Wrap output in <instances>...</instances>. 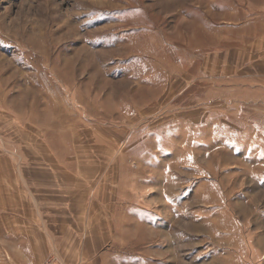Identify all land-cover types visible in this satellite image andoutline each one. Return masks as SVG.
Instances as JSON below:
<instances>
[{
    "label": "rangeland",
    "instance_id": "rangeland-1",
    "mask_svg": "<svg viewBox=\"0 0 264 264\" xmlns=\"http://www.w3.org/2000/svg\"><path fill=\"white\" fill-rule=\"evenodd\" d=\"M252 15L264 0H0V264H34L7 181L45 162L83 175L105 264H264V79L221 70L219 33Z\"/></svg>",
    "mask_w": 264,
    "mask_h": 264
},
{
    "label": "crops",
    "instance_id": "crops-1",
    "mask_svg": "<svg viewBox=\"0 0 264 264\" xmlns=\"http://www.w3.org/2000/svg\"><path fill=\"white\" fill-rule=\"evenodd\" d=\"M252 16L249 21H243V16L235 20H223L219 32L220 34L232 32L234 47L231 45V50H221V53L230 55L228 58L235 56L233 60L235 67L229 66L226 61L221 70H231L233 78H239V71L246 66L252 77L264 79V18ZM50 166L45 162L33 167L27 176L15 173L11 180L7 178V183L11 184L8 191L12 200V213L18 218L19 234L25 233L22 244L34 248L33 263H43L50 247H54L67 264H74L78 258L87 264L107 263L102 258L103 247L106 245L103 236L99 234L94 242V236L85 230L89 229L90 223L87 222V225L84 223L83 175L79 177L78 174H74L71 177L73 179H69L67 170L61 168L60 162L54 166L58 169H51ZM38 171L43 173L38 174ZM1 188L4 189L3 186ZM5 194L6 191L5 193L2 191L0 195L3 200L0 204L2 211L5 209L4 199H7ZM92 248L97 249L93 255H89Z\"/></svg>",
    "mask_w": 264,
    "mask_h": 264
},
{
    "label": "built area",
    "instance_id": "built-area-1",
    "mask_svg": "<svg viewBox=\"0 0 264 264\" xmlns=\"http://www.w3.org/2000/svg\"><path fill=\"white\" fill-rule=\"evenodd\" d=\"M42 264H64V263L58 262L54 258H49V259L45 260Z\"/></svg>",
    "mask_w": 264,
    "mask_h": 264
}]
</instances>
